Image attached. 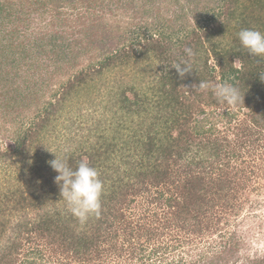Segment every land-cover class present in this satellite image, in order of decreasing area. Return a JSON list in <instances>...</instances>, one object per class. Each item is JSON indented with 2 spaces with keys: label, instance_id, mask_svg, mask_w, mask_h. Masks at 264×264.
<instances>
[{
  "label": "trees",
  "instance_id": "1",
  "mask_svg": "<svg viewBox=\"0 0 264 264\" xmlns=\"http://www.w3.org/2000/svg\"><path fill=\"white\" fill-rule=\"evenodd\" d=\"M120 8L131 9L136 22L122 33L119 23L105 20ZM37 14L42 24H32ZM248 28L264 32V0H0V264H67L69 257L118 254L127 243L151 258L170 245L148 251L135 237L152 240L172 225L200 234L233 210L237 175L245 172L238 160L248 142L264 137V60L250 56L237 37ZM149 58L160 65L155 78L167 96L166 127L142 119L117 150L103 137H80L77 115L70 123L76 133L59 137L57 123L81 88L111 68ZM182 60L193 67L183 78L171 67ZM201 80L236 85L244 102L221 104L210 88L193 89ZM128 88L119 108L147 112L150 95ZM241 110L248 119L233 123ZM223 119L233 138L218 126ZM50 151L73 168L87 158L99 171V218L81 226L67 211ZM117 151L118 162L111 159Z\"/></svg>",
  "mask_w": 264,
  "mask_h": 264
},
{
  "label": "rangeland",
  "instance_id": "2",
  "mask_svg": "<svg viewBox=\"0 0 264 264\" xmlns=\"http://www.w3.org/2000/svg\"><path fill=\"white\" fill-rule=\"evenodd\" d=\"M79 5L82 4L79 2ZM131 12V9L120 8L115 10V13L114 11L107 13L105 20L111 24L119 23L121 29H118V32L122 33L130 28L133 29L136 24L129 17ZM164 15L166 16L167 13ZM39 19L37 14L33 17L32 24L34 22L36 25L42 24ZM228 38L229 34L219 35L215 41L223 43ZM209 44L207 43L208 46ZM215 62L212 58L211 63ZM157 74H160V65L149 58L127 67L111 68L97 76V81H93L86 88H81L79 93L73 96L72 107L60 117L57 123L59 137L66 141L71 137L70 135L76 133L77 128L74 130L70 123L71 120H76L77 115L80 118L76 125L80 128L77 131L80 137L90 135L91 141H97L99 137H103L113 142L117 150L126 146V138L129 139L130 135L134 134L142 119H147V125L153 124L157 130H162L166 127L165 121L168 116L165 114L164 106L168 101L166 94L158 88L159 82L156 84L158 78H155V75ZM128 87H134L142 94L150 95V100L145 104L147 112L141 115L130 114L119 108V105H122L117 102L121 98L120 93L124 89H129ZM127 91L131 97L134 96L133 90ZM175 113L178 114L180 111ZM160 114H164L165 117L156 118ZM245 117L241 110L233 119V123L248 119ZM219 119L220 117L217 116L216 120ZM218 126L233 138L234 130H227L226 120H220ZM244 150L246 153L238 160V163L245 172L237 175L241 189L236 192L237 196L233 199V210H224V213H220V218L216 215L214 221L217 224L215 223L214 228L197 234L195 231L177 229L172 225L166 226L163 229L164 234L161 235V232H158L152 240L147 241L149 237L146 235L140 239L135 237L136 241L147 243L148 251L161 245H170L151 258L140 256V248H137L138 250L135 248L139 246L138 244L132 248L127 243L125 249L117 251L118 254L105 250L100 257L90 256L91 260L74 261L72 257H69L70 261L67 264H264V137L259 141L248 142ZM121 152L117 151L111 159L118 162ZM227 160L225 158L224 163ZM226 168L233 171L232 165ZM18 187L19 183L16 185V188ZM144 203L147 204L146 201ZM47 206L50 208L49 203ZM28 212L30 216H34L37 211L29 210ZM173 237H179V241Z\"/></svg>",
  "mask_w": 264,
  "mask_h": 264
},
{
  "label": "clouds",
  "instance_id": "3",
  "mask_svg": "<svg viewBox=\"0 0 264 264\" xmlns=\"http://www.w3.org/2000/svg\"><path fill=\"white\" fill-rule=\"evenodd\" d=\"M237 37L241 47L250 56L264 60V32L253 28L242 29L237 33ZM184 51L188 57L196 54L190 47L185 48ZM171 67L177 70L181 78L193 70L188 60L176 62ZM261 79L264 80V72ZM209 88L221 104L237 106L244 102L240 89L227 81L212 84L201 80L198 86L193 85V89L198 91ZM49 164L58 173L55 182L60 189V199L64 201L67 211L79 224L85 225L91 217L99 218L102 211L104 183L100 179L99 171L89 164L87 158L81 159L73 168L68 158L55 154V159L49 161Z\"/></svg>",
  "mask_w": 264,
  "mask_h": 264
}]
</instances>
